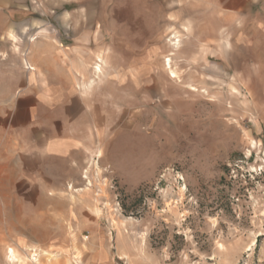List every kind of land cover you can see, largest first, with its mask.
Returning a JSON list of instances; mask_svg holds the SVG:
<instances>
[{
  "label": "rangeland",
  "instance_id": "374dc122",
  "mask_svg": "<svg viewBox=\"0 0 264 264\" xmlns=\"http://www.w3.org/2000/svg\"><path fill=\"white\" fill-rule=\"evenodd\" d=\"M13 8L47 25L1 35L0 105L39 40L87 29L100 58L70 158L0 122V264L9 247L38 264H264V0Z\"/></svg>",
  "mask_w": 264,
  "mask_h": 264
},
{
  "label": "crops",
  "instance_id": "0c3cea01",
  "mask_svg": "<svg viewBox=\"0 0 264 264\" xmlns=\"http://www.w3.org/2000/svg\"><path fill=\"white\" fill-rule=\"evenodd\" d=\"M28 12L25 8L14 9L13 0H0V43L3 32L8 33L15 24L46 27V20L32 25ZM68 23L63 21L59 28H70ZM61 33L53 42L39 40L34 45L27 58L34 70L29 71L18 98L13 87L6 90L5 102L0 106L9 111L0 115V122L16 132L22 145L48 157L70 158L83 146L81 122L93 116L92 99L87 93L94 84L92 69L100 51L94 50L96 43L87 29L79 35Z\"/></svg>",
  "mask_w": 264,
  "mask_h": 264
},
{
  "label": "bare ground",
  "instance_id": "6f19581e",
  "mask_svg": "<svg viewBox=\"0 0 264 264\" xmlns=\"http://www.w3.org/2000/svg\"><path fill=\"white\" fill-rule=\"evenodd\" d=\"M168 66L171 69V60H168ZM95 70L98 74H101L102 73L101 65L98 64L97 67L95 68ZM171 74H172L171 75L172 77L177 76V73L175 71H172ZM196 89L194 87L191 88V90H193V91H196ZM23 257L19 254V252L16 249H14L12 247L7 248V250H6V258H7L9 264H38V262L40 260L39 259L40 255L37 253L32 255V258L29 260L30 263H28L26 261V259H24Z\"/></svg>",
  "mask_w": 264,
  "mask_h": 264
}]
</instances>
